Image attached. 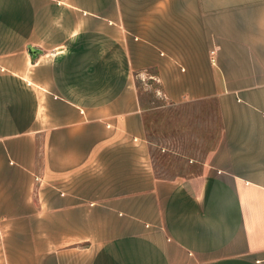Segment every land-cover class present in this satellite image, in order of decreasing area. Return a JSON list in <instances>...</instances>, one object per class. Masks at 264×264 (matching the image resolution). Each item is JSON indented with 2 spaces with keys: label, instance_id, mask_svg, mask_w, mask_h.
<instances>
[{
  "label": "crops",
  "instance_id": "crops-1",
  "mask_svg": "<svg viewBox=\"0 0 264 264\" xmlns=\"http://www.w3.org/2000/svg\"><path fill=\"white\" fill-rule=\"evenodd\" d=\"M145 73L215 107L185 173ZM0 264H264V0H0Z\"/></svg>",
  "mask_w": 264,
  "mask_h": 264
},
{
  "label": "rangeland",
  "instance_id": "rangeland-1",
  "mask_svg": "<svg viewBox=\"0 0 264 264\" xmlns=\"http://www.w3.org/2000/svg\"><path fill=\"white\" fill-rule=\"evenodd\" d=\"M146 110L148 137L156 169L164 175L185 173L190 158L202 159L219 137L220 120L209 103H167L150 73L135 76Z\"/></svg>",
  "mask_w": 264,
  "mask_h": 264
},
{
  "label": "built area",
  "instance_id": "built-area-1",
  "mask_svg": "<svg viewBox=\"0 0 264 264\" xmlns=\"http://www.w3.org/2000/svg\"><path fill=\"white\" fill-rule=\"evenodd\" d=\"M215 51H212V53L214 54Z\"/></svg>",
  "mask_w": 264,
  "mask_h": 264
}]
</instances>
